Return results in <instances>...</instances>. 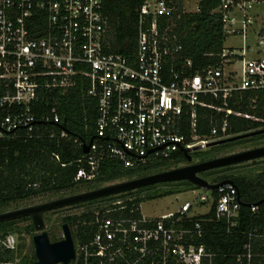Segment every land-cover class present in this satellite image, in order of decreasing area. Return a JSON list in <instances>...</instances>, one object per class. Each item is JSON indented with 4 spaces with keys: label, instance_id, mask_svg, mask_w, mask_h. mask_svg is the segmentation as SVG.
Here are the masks:
<instances>
[{
    "label": "built area",
    "instance_id": "2783aa9c",
    "mask_svg": "<svg viewBox=\"0 0 264 264\" xmlns=\"http://www.w3.org/2000/svg\"><path fill=\"white\" fill-rule=\"evenodd\" d=\"M260 1L220 0L213 10L220 13L222 33L240 42L223 46L217 63L196 68L158 27V17L172 10L166 0L141 1L134 41L125 52L110 48L102 0H0V78L10 84L0 94V135L17 127L31 132L37 121H58L54 105L36 107L40 90L65 91L79 80L85 82L84 93L95 99L96 118L87 151L76 159L84 165L77 167L75 178L92 179L104 156L123 166L154 160L179 164L176 152L189 153L194 146L209 147L231 136L226 130L229 114L261 120L227 107L233 91L264 87V27L256 10ZM185 190L195 194L193 200L183 199L174 210L156 216L113 213L124 207L122 198L95 204L94 230L87 241L73 243L69 262L264 264V250L252 251V232L243 249L231 253V261L220 262L204 243L194 241L202 233L199 219L184 224L212 206L213 216L223 218L227 230L235 226L240 200L232 183L215 188V195L211 189ZM249 208L255 211L256 205ZM257 236L264 238V233ZM0 246L15 249L14 235L0 236Z\"/></svg>",
    "mask_w": 264,
    "mask_h": 264
},
{
    "label": "trees",
    "instance_id": "16d2710c",
    "mask_svg": "<svg viewBox=\"0 0 264 264\" xmlns=\"http://www.w3.org/2000/svg\"><path fill=\"white\" fill-rule=\"evenodd\" d=\"M141 1L102 0L112 50L125 52L133 44L137 8ZM166 2L172 10L169 15L158 17L159 29H165L166 34L180 46V54L192 60L193 67L200 68L206 64L217 63L223 47L224 34L221 30L220 13L213 9L220 0H197V7L194 10H184L182 0H166ZM6 88H10V84L5 86L4 80L0 78V94ZM84 88L85 82L77 80L65 91H60L56 87L41 89V98L37 101L36 107L45 109L54 105L59 120L56 122L37 121L31 132H27L25 127L1 132L0 211L9 208L13 203L31 197L76 192L97 187L104 182L136 177L178 165L154 160L134 166H123L119 159L104 156L99 160L96 174L92 179L75 178L77 167L84 165L76 160L83 153L79 141L86 142L93 138L96 118L95 99L87 96ZM263 102L264 87L233 91L227 98V107L248 113L261 120L229 114L226 130L231 133V137L245 133L246 135L210 145L208 148L230 142H253L263 138ZM61 129L64 130L63 136H59ZM258 129H260L259 132L248 133ZM191 152L197 154L201 151L195 149ZM192 153L189 152L190 158L187 159L181 151H178L176 157L180 163H187L191 162ZM230 166L232 164L207 169L201 171L200 175L211 182L223 178L231 180L238 191L240 200L236 225L227 230L224 219L213 216L212 206L207 213L192 215L188 221L184 222L189 226L192 220L199 219L202 233L200 237H195L194 241L204 243L208 250L216 253L215 258L220 262L231 261V253L243 249V244L248 240V232H252L250 236L252 251L264 250V238L257 236V234L264 233V168L254 172L251 176H246L239 172H225L224 169ZM191 187L196 186L185 180L157 182L74 203L69 206L83 205L84 209L77 213L62 215L59 226L62 222L67 223L73 243L87 241L94 230L92 223L94 205L99 204L101 200L107 203L113 198H122L121 204H124V207L113 213L119 212L121 215L138 217L140 216V202ZM215 191V189L210 190L212 195H215ZM250 204L256 205L255 211L250 210ZM23 219L29 221L20 229L31 234L33 227L30 218L21 216L0 221V236L16 229L15 221ZM46 233L49 240L60 238V236H54L52 232L46 231ZM22 248L8 249L0 246V260L11 259L15 260V264H33L32 247L29 251H24ZM222 254L225 255L222 256ZM77 264L81 263L77 262Z\"/></svg>",
    "mask_w": 264,
    "mask_h": 264
},
{
    "label": "water",
    "instance_id": "95a60500",
    "mask_svg": "<svg viewBox=\"0 0 264 264\" xmlns=\"http://www.w3.org/2000/svg\"><path fill=\"white\" fill-rule=\"evenodd\" d=\"M259 131L260 129L249 131L248 133L252 134ZM242 135H246V133L212 141L208 145L218 144L226 140L238 138ZM81 148L82 152H86L88 148V142L83 141ZM192 149H199V146H194ZM183 154L187 159L190 158L188 149H183ZM262 156H264V144L220 154L204 160L191 161L140 176L111 181L97 187L55 196L30 204L7 208L0 211V221L18 218L21 216H28L31 220L34 230L33 234L31 235L34 254L33 264H66L74 258V246L70 229L66 222H62L60 224V238L56 240H49L46 230L44 229V221L42 216L45 211L104 195L116 194L139 186L157 182L185 180L199 188L215 189L224 183H231V180L228 178H223L218 181L211 182L205 177L201 176L199 172L211 168L240 163L242 161H247Z\"/></svg>",
    "mask_w": 264,
    "mask_h": 264
},
{
    "label": "rangeland",
    "instance_id": "374dc122",
    "mask_svg": "<svg viewBox=\"0 0 264 264\" xmlns=\"http://www.w3.org/2000/svg\"><path fill=\"white\" fill-rule=\"evenodd\" d=\"M197 0H182V8L184 10H194L196 6ZM257 10V17H258V23L264 27V0H261L259 4L256 6ZM240 42L239 38L233 35H226L223 40V46H228V45H238ZM256 142H264V137L258 139L257 141H245V142H239V143H226L223 145H219L213 148H199L201 152H197V154H193L190 151V154H193L192 160L191 161H196L199 158H204L207 156H213L217 154H224L228 152H233L237 151L243 148H250L253 144ZM184 163H179L178 165H181ZM264 168V156L250 159L244 162L240 163H235L232 164V166L224 169L225 172H239L242 174H245L246 176H251L254 174V172L259 171ZM116 181V180H113ZM111 182V181H109ZM109 182H104V183H109ZM102 183V184H104ZM84 190V189H82ZM197 192H201V189H198ZM72 193V192H67L65 194ZM64 195V194H61ZM55 196H60L59 195H53V196H36V197H31L28 199H24L21 201H18L16 203H13L10 205L9 208L15 207V206H21L25 204H30L34 202H38L44 199L52 198ZM195 194L191 193L188 190H181L174 192L172 194L164 195L161 197H156L152 199H147L142 201L139 204V210L140 213L145 215V216H156L159 215L163 212L174 210L179 202L183 199H189L193 200V197ZM175 197H177V200H175ZM110 201V200H109ZM108 201V202H109ZM101 202V203H100ZM99 204H104L106 203L105 200H101ZM84 206L83 205H76V206H63L60 208L52 209L49 211H45L43 213V221H44V228L46 231L52 232L54 236L59 237L61 236V229L59 226L60 223V217L64 214L67 213H77L80 210H83ZM196 211L202 210V208L196 207ZM29 220L28 219H23V220H17L15 221L14 225L17 227L14 230H10L8 232H11L16 240V248L17 247H23L24 251H29L30 248L32 247V242H31V235L33 234L34 230L30 233L24 232L22 229V226L27 223ZM19 228V229H18ZM33 249V248H32Z\"/></svg>",
    "mask_w": 264,
    "mask_h": 264
},
{
    "label": "flooded vegetation",
    "instance_id": "af4514ba",
    "mask_svg": "<svg viewBox=\"0 0 264 264\" xmlns=\"http://www.w3.org/2000/svg\"><path fill=\"white\" fill-rule=\"evenodd\" d=\"M262 144H264V142H258V143L253 144V145L250 146V147L258 146V145H262ZM246 148H248V147H246ZM243 149H245V148H243ZM240 150H241V149H240ZM242 162H244V161H242ZM199 174H200V172H199Z\"/></svg>",
    "mask_w": 264,
    "mask_h": 264
},
{
    "label": "crops",
    "instance_id": "0c3cea01",
    "mask_svg": "<svg viewBox=\"0 0 264 264\" xmlns=\"http://www.w3.org/2000/svg\"><path fill=\"white\" fill-rule=\"evenodd\" d=\"M222 45H223V44H222ZM140 203H141V202H140ZM140 203H139V204H140Z\"/></svg>",
    "mask_w": 264,
    "mask_h": 264
}]
</instances>
